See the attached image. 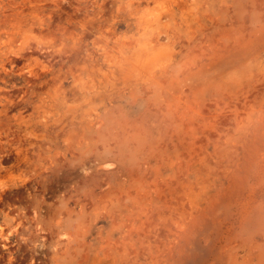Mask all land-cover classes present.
<instances>
[{
	"label": "clouds",
	"instance_id": "9594fccd",
	"mask_svg": "<svg viewBox=\"0 0 264 264\" xmlns=\"http://www.w3.org/2000/svg\"><path fill=\"white\" fill-rule=\"evenodd\" d=\"M11 75L47 78L80 179L47 222L0 211V264H264V0H0Z\"/></svg>",
	"mask_w": 264,
	"mask_h": 264
},
{
	"label": "rangeland",
	"instance_id": "374dc122",
	"mask_svg": "<svg viewBox=\"0 0 264 264\" xmlns=\"http://www.w3.org/2000/svg\"><path fill=\"white\" fill-rule=\"evenodd\" d=\"M12 63L16 64V71H19L22 61L13 60ZM0 79L5 81L0 84V88L9 89L0 93V96L11 102L4 103L0 107V141L4 142V146L0 147V164L6 169L5 172L0 173V178L7 177L9 173L13 175L22 172L25 175L34 173L29 184L4 193L0 201V211L15 216L22 209L30 222L32 212L39 202L40 219L47 222L56 215L58 195L78 183L80 178L68 164L56 159L59 150L57 142L63 138L64 133L58 127L39 123L43 119V113L36 110V104L45 91L44 81L47 78L42 77L37 81L11 75L0 76ZM14 116L17 117L16 120L12 119ZM29 133L38 139L30 138ZM45 168L48 171L45 172L43 170ZM2 221L3 216L0 215V222ZM24 227H29V223H25ZM33 229L35 224H31L30 231ZM21 232L23 233V229ZM12 239L15 243V237ZM10 251L15 252L16 249L10 248ZM24 253L25 249L21 247L17 255L23 258ZM0 255H5L6 258V254L0 253ZM189 259L195 264L200 257L193 253Z\"/></svg>",
	"mask_w": 264,
	"mask_h": 264
}]
</instances>
